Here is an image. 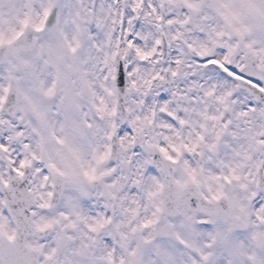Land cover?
Here are the masks:
<instances>
[{
  "label": "snow or ice",
  "instance_id": "snow-or-ice-1",
  "mask_svg": "<svg viewBox=\"0 0 264 264\" xmlns=\"http://www.w3.org/2000/svg\"><path fill=\"white\" fill-rule=\"evenodd\" d=\"M0 264H264V0H0Z\"/></svg>",
  "mask_w": 264,
  "mask_h": 264
}]
</instances>
